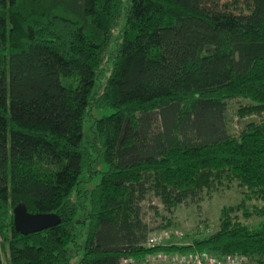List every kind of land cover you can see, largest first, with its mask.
<instances>
[{"label":"trees","instance_id":"obj_1","mask_svg":"<svg viewBox=\"0 0 264 264\" xmlns=\"http://www.w3.org/2000/svg\"><path fill=\"white\" fill-rule=\"evenodd\" d=\"M233 100L264 114V0H0V264H264V119L230 134ZM233 182L216 231L150 235L171 221L150 227L148 198L173 214ZM19 203L60 222L22 235Z\"/></svg>","mask_w":264,"mask_h":264},{"label":"rangeland","instance_id":"obj_2","mask_svg":"<svg viewBox=\"0 0 264 264\" xmlns=\"http://www.w3.org/2000/svg\"><path fill=\"white\" fill-rule=\"evenodd\" d=\"M128 2L129 0H125V4ZM114 38L116 39L112 41L110 47L111 51L113 50L116 41L119 40L118 32L114 34ZM102 68V72L96 78V84L93 91L94 94L99 92L102 88L108 64L105 63ZM245 103L248 102L246 100H233L230 102L226 114L228 119L227 126L230 134H237L245 126V124L250 121H260L264 119V114L262 116L248 115L245 117H240L235 114L237 108ZM109 113L110 112L108 111L104 112V114ZM97 117L98 113L90 110L89 116L84 122V140L87 142H90L93 138V122ZM99 178V176H96L91 186H93L94 183H97ZM84 188L88 190L90 188V183L84 184ZM242 192L243 189L238 188L236 182L230 183L228 187L222 186L204 189L192 201L188 200L186 203L179 205L173 214H167L163 210L159 200L154 197H150L142 204L143 214L148 225L152 228H156L159 225H164L167 219L171 221L170 226L165 229H155L150 233V235L159 234L165 237L177 232L178 237L171 240L177 245H186L191 243L194 239L204 238L217 230L221 208L223 206L235 205L240 202L243 197ZM252 203L258 205L260 204L257 201H253ZM243 222L250 228H256L259 224V220H257L255 216L244 218ZM81 240L80 242L82 243ZM81 253L82 251L79 249V251L76 252V255H74L75 257H72L71 264H77ZM157 261L156 262L160 264H179L166 257H158ZM234 264L242 263L236 262Z\"/></svg>","mask_w":264,"mask_h":264},{"label":"water","instance_id":"obj_3","mask_svg":"<svg viewBox=\"0 0 264 264\" xmlns=\"http://www.w3.org/2000/svg\"><path fill=\"white\" fill-rule=\"evenodd\" d=\"M59 222L60 217L54 213H29L23 203L13 208V226L22 235L43 231Z\"/></svg>","mask_w":264,"mask_h":264},{"label":"built area","instance_id":"obj_4","mask_svg":"<svg viewBox=\"0 0 264 264\" xmlns=\"http://www.w3.org/2000/svg\"><path fill=\"white\" fill-rule=\"evenodd\" d=\"M167 237V236H166ZM157 240L156 238H152L150 241H155ZM179 263H187V262H191L193 264H204L202 263L198 258L194 257V259H179L177 260ZM227 263L229 264H234L236 262H238V259H235V258H232V257H229L227 258L226 260ZM207 264H220L219 262H216L215 260L213 259H210L209 262Z\"/></svg>","mask_w":264,"mask_h":264}]
</instances>
